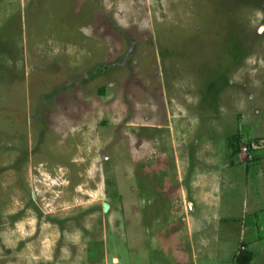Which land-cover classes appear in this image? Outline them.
I'll list each match as a JSON object with an SVG mask.
<instances>
[{
  "label": "rangeland",
  "instance_id": "rangeland-1",
  "mask_svg": "<svg viewBox=\"0 0 264 264\" xmlns=\"http://www.w3.org/2000/svg\"><path fill=\"white\" fill-rule=\"evenodd\" d=\"M244 248L264 264V0H0V264Z\"/></svg>",
  "mask_w": 264,
  "mask_h": 264
},
{
  "label": "trees",
  "instance_id": "trees-1",
  "mask_svg": "<svg viewBox=\"0 0 264 264\" xmlns=\"http://www.w3.org/2000/svg\"><path fill=\"white\" fill-rule=\"evenodd\" d=\"M241 141H242V137L240 136V134H235L230 139V148L232 150L231 152L232 155L235 156L239 153ZM250 144L252 145V143ZM249 154H251L252 156V159H251L252 161L257 159V156L254 153L253 146L249 148ZM232 163H233V160H232ZM251 259H252V251L247 250L245 248L243 250H240V252L236 255V261L240 264H250Z\"/></svg>",
  "mask_w": 264,
  "mask_h": 264
},
{
  "label": "clouds",
  "instance_id": "clouds-1",
  "mask_svg": "<svg viewBox=\"0 0 264 264\" xmlns=\"http://www.w3.org/2000/svg\"><path fill=\"white\" fill-rule=\"evenodd\" d=\"M246 154V153H245ZM246 155H251V154H246ZM252 159V157L251 156H249L248 158H247V160H251Z\"/></svg>",
  "mask_w": 264,
  "mask_h": 264
},
{
  "label": "built area",
  "instance_id": "built-area-1",
  "mask_svg": "<svg viewBox=\"0 0 264 264\" xmlns=\"http://www.w3.org/2000/svg\"><path fill=\"white\" fill-rule=\"evenodd\" d=\"M243 151L246 153V151H247V148H246V147H244V148H243Z\"/></svg>",
  "mask_w": 264,
  "mask_h": 264
}]
</instances>
